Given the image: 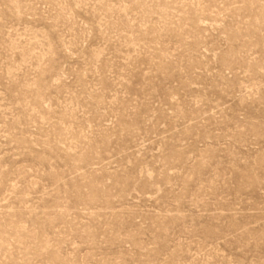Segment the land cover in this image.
<instances>
[{"label": "rangeland", "instance_id": "1", "mask_svg": "<svg viewBox=\"0 0 264 264\" xmlns=\"http://www.w3.org/2000/svg\"><path fill=\"white\" fill-rule=\"evenodd\" d=\"M0 264H264V0H0Z\"/></svg>", "mask_w": 264, "mask_h": 264}]
</instances>
